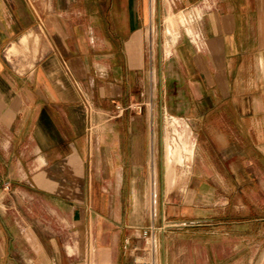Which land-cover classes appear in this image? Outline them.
<instances>
[{"label": "crops", "instance_id": "crops-1", "mask_svg": "<svg viewBox=\"0 0 264 264\" xmlns=\"http://www.w3.org/2000/svg\"><path fill=\"white\" fill-rule=\"evenodd\" d=\"M151 22L182 139L167 185L203 136L167 208L139 106ZM163 217L188 225L157 235L159 264H264V0H0V264H131Z\"/></svg>", "mask_w": 264, "mask_h": 264}, {"label": "rangeland", "instance_id": "rangeland-1", "mask_svg": "<svg viewBox=\"0 0 264 264\" xmlns=\"http://www.w3.org/2000/svg\"><path fill=\"white\" fill-rule=\"evenodd\" d=\"M159 27L160 25L158 23L151 22V23H147L144 28L145 48H146L148 57L150 59L149 62L152 65V68L150 67L152 73L150 72L151 79L149 78L150 87L148 88V93L146 94V97L144 100H142L141 102L139 101V106H143L144 110H146L148 114V119H149V126L152 129V131H154L156 127L158 130V133H157L158 139H159L158 141L159 160L158 161H159V164H161L162 162V165H163L162 175H164V181H163L164 190L162 194L163 200L159 198V201L161 200L162 203H164L165 208H167L171 203H173L176 200L179 201L180 203L183 201L181 198L183 197V195H185L184 189L186 187L187 177L191 169L189 165L192 163L193 159L195 158L194 152L198 160L203 155V145H202L203 141L201 140L203 136H200V141H199V145L197 149H195V145H194L193 157L191 159L187 157L188 155L187 152H184L183 160L173 162L175 180L172 186L167 185V182H165V178H166L165 175L167 176V171H168L167 154H166V137L169 136V134L171 135V137L173 138V142L176 144L177 153L180 152L181 147L179 146L178 143H181L182 139L178 135V132L176 131L177 124H176V119H174L176 116H173L174 113L171 112L170 108H168L167 104L164 102V99L163 98L161 99V94H160L161 88L159 86V79L157 77L158 70L156 71L157 69L156 56L158 55V48L160 44L158 37H157ZM161 28H164V23H162ZM164 33L165 34L167 33L165 31V28L164 30L162 29V34ZM162 42H164L163 38H162ZM154 67L155 69H153ZM155 77L157 80V84H155ZM85 104L89 110L88 113L91 114L93 112V107H94L93 103L86 99ZM126 108H131V106L128 107V106L116 104L114 108L115 109L114 115L122 114L126 110ZM197 126L200 127L202 125L199 124ZM89 128H91V125H89ZM213 137L217 138V135L211 136V138ZM194 141H195V137H194ZM203 170L204 169L200 167L198 172L202 173ZM160 173H161V167L159 165V175ZM150 186H151V189H150V195H149V202H150V209L152 210V207L154 204V200L152 197H153V194L155 193V189H153L152 183L150 184ZM154 188H155V184H154ZM201 198L202 200L207 199V198H204V196H201ZM216 200H218V197L216 198ZM163 220H164V224L166 225V229L164 232H159L160 234H166L173 230L182 229L184 227H187L188 225V222L186 221L168 218V217H163L162 221L159 223H149L148 225L150 224L161 225Z\"/></svg>", "mask_w": 264, "mask_h": 264}, {"label": "built area", "instance_id": "built-area-1", "mask_svg": "<svg viewBox=\"0 0 264 264\" xmlns=\"http://www.w3.org/2000/svg\"><path fill=\"white\" fill-rule=\"evenodd\" d=\"M164 220L161 225L150 224L142 228L143 244L131 249V264H159V241L157 235L164 232Z\"/></svg>", "mask_w": 264, "mask_h": 264}, {"label": "bare ground", "instance_id": "bare-ground-1", "mask_svg": "<svg viewBox=\"0 0 264 264\" xmlns=\"http://www.w3.org/2000/svg\"><path fill=\"white\" fill-rule=\"evenodd\" d=\"M168 138H170L169 136H168ZM185 144V143H184ZM174 146V145H173ZM186 146H187V149L189 150V151H192V149H193V146H192V143H186ZM168 148H170V145H169V142H168ZM167 154H169V153H167ZM167 157H168V155H167ZM169 160V159H168ZM169 165H170V163H169ZM171 166V165H170ZM171 168V167H170ZM171 171V170H170ZM169 174H171V172H168Z\"/></svg>", "mask_w": 264, "mask_h": 264}]
</instances>
